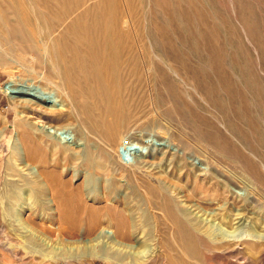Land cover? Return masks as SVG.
Wrapping results in <instances>:
<instances>
[{
  "label": "bare ground",
  "instance_id": "obj_1",
  "mask_svg": "<svg viewBox=\"0 0 264 264\" xmlns=\"http://www.w3.org/2000/svg\"><path fill=\"white\" fill-rule=\"evenodd\" d=\"M14 1L11 0V5L17 8ZM52 1L61 6L66 0ZM3 2L4 0H0V7ZM111 2L112 0H102L98 7L78 12L73 11L76 2L62 6L60 12L53 17V22L38 31L31 28L25 17L21 20L17 18L19 25H11L16 31L28 36L25 42L26 53L36 50L44 64L52 67L55 74H48L44 69L38 70L35 65L36 57L32 58L30 65L16 61L21 65L18 72L28 71L34 79L41 76L36 83L50 86L59 99L54 100L51 95L46 97L18 90L17 87L10 91L20 98L15 101V110L20 112L18 139L14 144L12 163L8 165L17 179L7 181L0 211V225L8 226V230H11L10 226L15 225L9 221L15 217L25 232L23 236L18 235L23 242L40 244L44 241L49 245L51 240L57 242V238L63 243H77L78 249H82L79 244L82 242L79 239L82 235L90 241L96 240L100 238L96 236L97 231L108 227L114 235L108 237L112 239V243L105 249L108 250L104 256L108 263L113 264L116 253L114 248L134 247L133 238L139 228L130 215L126 214L131 209H128L130 202H127L124 194H120V189H130L132 194H139L150 203L163 202L161 210L165 217L169 218L174 227L181 228L179 207L175 205L177 198L169 193L168 188L175 192L184 187L166 175H140V169L136 165H123L122 172H127L130 181L131 178L142 180L140 177L147 176L149 181H144L147 192L141 194L137 186L117 185L106 181L101 185L102 191L101 186L99 187V170L103 169L105 162L100 161L97 142H93L89 135L96 137L99 146L106 152L104 160L111 163L116 157V143L119 139H124L121 136L127 128L125 121L120 120L115 112L121 106L117 98L120 93V67L123 63H130L129 37L134 24L133 14L123 15L120 9L111 6ZM153 2L155 11H151L152 18L149 17V21H153L150 35L156 49L167 59V62L161 60L154 66L158 73L160 103L166 106L163 115L170 120L181 118L183 124L199 138L197 146L206 154V160H215L219 171L226 169L233 173V177L247 181L250 186L259 190V181L264 182V152L259 150V143L262 142L259 138V79L245 74L248 46L242 36H251L258 51L260 47L264 66V36H259V11L249 7L248 0H232L244 30L241 33L242 30L231 17L226 16L217 0H168L164 5H160L161 0ZM120 20H124L122 27ZM219 20L223 25L216 23ZM157 21L161 23L157 25ZM170 34L178 38L177 43L168 39ZM70 69L74 74H78V69H83L93 79L95 85L88 88L90 95L86 96L75 86V75ZM15 74L17 75L14 71L11 72L12 76ZM174 79L179 85H176ZM163 90L167 92L166 95ZM89 97L97 98V102L106 109V115L94 112L92 104L87 101ZM170 99L172 105H166V100ZM251 102L256 106L251 107ZM2 125L3 121L0 120V126ZM68 127L75 132L74 136L79 135L84 139V149L73 147ZM6 130L7 127L1 130L4 138ZM185 137V140L174 139L179 148L173 159L182 161L183 164L187 163L186 150H189L188 141L192 139L189 134ZM153 142L148 139L145 146H151ZM122 144L129 151L125 155L129 163L132 164L136 158L141 157L138 152L143 153L144 146L132 144L126 139L122 140ZM71 169L75 172L72 174L73 178L81 169H85L83 172L89 171L92 190L85 173L82 183L74 185L71 177L67 178ZM180 170L177 166L174 173ZM181 173L178 179L193 182L195 175L192 172L187 170ZM194 182L196 184L191 189V196L206 200L216 196L214 187L220 185L210 171L205 172L203 179ZM141 185L138 183V186ZM85 192L88 193L86 197ZM89 197L93 200L92 203L88 202ZM231 216L232 219L226 218L229 224H240L244 219L242 213ZM209 217L211 220L215 214H208L206 220ZM55 221L59 222L58 225L53 223ZM223 233L225 234L224 230ZM187 234L190 238L198 237L193 227L188 228ZM225 235L228 238L234 236L233 232L229 234L227 231ZM191 241L188 240V243ZM100 243L103 244V241L99 239L97 244ZM84 249H92L93 253L98 250L95 243L91 246L84 244ZM63 251L69 255L76 253L70 249Z\"/></svg>",
  "mask_w": 264,
  "mask_h": 264
},
{
  "label": "rangeland",
  "instance_id": "obj_2",
  "mask_svg": "<svg viewBox=\"0 0 264 264\" xmlns=\"http://www.w3.org/2000/svg\"><path fill=\"white\" fill-rule=\"evenodd\" d=\"M101 1L66 0L60 6L52 0H15L14 2L17 5V8H15L11 5V0H4L2 7H0V17H2L0 19V120L3 121L4 125L0 126V139H2L0 142V211L7 181L17 179L13 170L8 169V165L12 163L14 144L18 139L17 123L20 112L15 110V101L20 98L11 94L10 91L17 87L18 90L23 89L46 97L51 95L54 100L59 99L50 86L36 83L37 80L40 81L41 76L34 79V76L28 71L18 72L21 65L19 66L16 61L20 60V63L30 65L32 58L36 57L37 62L35 65L38 70L44 69L48 74H55L52 67L44 64L42 57L36 50H33L32 53H26L27 44L25 42H27L26 37L28 36L16 31L11 25H19L17 18L21 20L25 17L31 28L38 31L44 29L46 24L53 22V17L60 12L62 6L75 4L73 11L78 12L98 7ZM248 1L249 7L259 11V36H264V0ZM167 2L168 0H161L160 5ZM217 3L225 10L226 16L231 17L235 25L242 30L241 33H244L243 27H241L242 24L238 20V11L234 8L232 0H217ZM206 4L210 7L209 2L206 1ZM111 6L120 9L125 16L133 14L134 23L129 37L130 63H123L120 67V93L117 98L121 106L115 113L127 125L121 138L132 142V144L144 146V149L143 153L138 152L141 157L136 158L131 164L125 157L129 151L126 145L122 144L124 139H119L115 147L116 157L111 163H108L105 161L106 152L103 147L100 145V150L98 140L90 134L89 138L93 142H97L96 146L100 151V161L105 162L103 169L99 170L98 184L101 180L99 187L105 184L106 181L115 182L117 185L137 186L141 194L147 192L144 181L149 178L147 176L140 177L142 180L131 178L132 181H130L126 175L127 172H122L123 165L137 166L140 169L138 171L140 175L143 173L166 175L172 181L178 182L184 187L181 190L176 189L175 192L172 188H168L169 193L177 198V200L175 199V205L179 207L182 220L181 228L174 227L169 218L165 217V213L161 210L163 202L152 201L150 203L141 195L132 194L130 189L125 187L120 189V194H124L127 202H130L128 203V209H132L127 210L126 214L130 215V218L138 224L139 228L133 238L134 247L123 248V246H119L114 248L116 253L113 257V264H264V182L259 181L258 190L250 186L247 181L233 177V173L226 169L222 172L219 171L215 160L210 162L206 160V157H204L206 154L197 146L199 138L183 124L184 121L181 118L170 120L163 115L166 106L160 103L159 90L157 89L158 73L154 66L156 62L161 60L167 62V59L156 49L153 37L150 35V26L153 21H149V17L155 11L153 0H112ZM156 8L158 9V6ZM123 21L120 20L121 27ZM159 23L161 22H156L157 25ZM166 23L167 21L164 22V25ZM216 23L223 25L220 20ZM244 35H242L244 42L248 46V62L245 74L250 78L259 79V138L262 139V142L259 143V150L264 152V66L261 62L260 47L258 51L253 38ZM168 39L175 43L178 42V38L172 34ZM125 42L127 43V39ZM69 46L73 45L69 44ZM230 67L229 69L232 71V67ZM12 71L17 75L12 76ZM70 72L74 74L72 69H70ZM74 75L75 86L79 87L86 96L90 95L91 92L88 88L95 85L93 79L83 69H78V74ZM174 80L177 83V80ZM163 93L164 95L167 94L165 90H163ZM87 101L92 104L91 108L95 109L96 114L106 115V109L102 107L101 103L97 102V98L89 97ZM166 103V105L171 106L173 102L170 99L166 100ZM250 104L251 107L256 106L253 102ZM3 127H7L5 138L1 136ZM67 129L73 147L84 149L86 146L84 139L79 135L74 136L75 132L71 127ZM62 132L60 131V133ZM62 134L65 135L66 133L63 132ZM187 134L193 140L188 141L189 150H186L187 155L185 158L187 163L183 164L182 161L173 159L179 148L177 140L174 139L182 138L185 140ZM148 139L154 141L151 146H145V141ZM179 154H181V150ZM209 163L211 164L209 165ZM177 166L181 170L175 174ZM83 170L85 169L79 170L73 178L74 170L71 169L67 178L71 177L72 183L77 185L82 183L85 174H87L86 178L89 179L87 181H89L92 190L93 184L90 180L92 177L89 176L91 173L87 170L83 172ZM187 170L192 172L193 176L195 175L193 182L178 179L179 173L182 174L181 172ZM207 171H210L220 182L219 186L214 187L217 192L216 196L212 197L211 200L191 196V189L196 184L194 181L203 179ZM228 178L231 179L228 180ZM138 183L142 185L138 186ZM84 194V197H86L88 193L85 192ZM89 198L88 202L92 203L93 200ZM110 203L114 202L110 201ZM237 213L243 215L244 219L241 223H227L226 218L228 220L232 219L233 216L231 215ZM208 214H215L214 220L213 218L210 220V217L208 219L210 221L206 220ZM9 223L15 225L14 227L10 226L12 229H9L11 230H8V226L0 225V264H110L104 256L105 251L107 253L108 250L105 249L111 246L112 243V239L108 237H111L113 233L108 227H102L97 231L96 236L100 237L99 239L103 241V244H97L99 239L90 241L82 235L79 238L82 241L79 243L82 249H78L77 243H63L59 242L57 238V242L49 240L51 242L49 245H46L47 243L44 241L40 244L23 242L22 237L18 236L25 234L20 222L16 221L14 217ZM53 223L58 225L59 222L55 221ZM192 227L197 232V239L190 238L187 234L188 228L192 229ZM223 230L225 234L226 231L229 234L233 232L234 236L228 238ZM259 235L262 236L259 237ZM190 239L192 241L188 243ZM94 243L98 249L96 253H93L92 249L83 250L84 244L91 246ZM63 244L65 247L62 246ZM76 244L77 246H72V250L71 245ZM62 249H70V251L76 253L69 255L68 252ZM77 251L79 252L77 253Z\"/></svg>",
  "mask_w": 264,
  "mask_h": 264
}]
</instances>
